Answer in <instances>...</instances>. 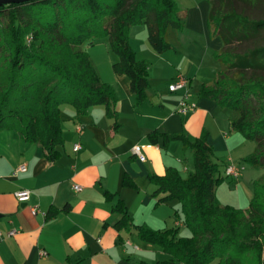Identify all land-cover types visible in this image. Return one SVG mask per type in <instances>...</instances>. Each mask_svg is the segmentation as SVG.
<instances>
[{
  "label": "crops",
  "instance_id": "crops-1",
  "mask_svg": "<svg viewBox=\"0 0 264 264\" xmlns=\"http://www.w3.org/2000/svg\"><path fill=\"white\" fill-rule=\"evenodd\" d=\"M194 1L191 7L180 5L182 28L169 30L173 48L166 53L153 50L144 23L130 28L136 60L148 63L150 85L141 102L129 77L114 72L119 58L108 49L109 43L103 42V50L84 46L100 80L114 89L117 115L110 117L104 105H94L78 116L74 107L62 105L64 144L58 147V159L49 160L40 144L26 143L17 131L0 133V264H156L168 259L134 227L119 226L123 213L116 210L121 204L136 226L174 228L178 236L190 237L182 235L187 228L179 200L160 201L163 195L156 194L150 180L168 168L178 170L182 178L195 169L194 151L181 139L166 140L167 134L190 141L205 134L222 176L231 181L218 186L216 196L223 186L221 196H237L235 208L249 207L264 165L245 162L257 144L233 128L238 112L199 95L201 86L212 85L224 69L215 58L224 41L210 31L211 0ZM180 74L188 79V87L170 91ZM186 92L197 108L181 114L179 101ZM135 145L143 146L144 161L133 154ZM232 164L244 167L237 178L224 174ZM21 165L25 172L18 170ZM75 185L81 189L75 190ZM22 189L30 191L27 202L16 198ZM33 207L39 210L36 215ZM13 229L17 233L7 235Z\"/></svg>",
  "mask_w": 264,
  "mask_h": 264
},
{
  "label": "trees",
  "instance_id": "trees-1",
  "mask_svg": "<svg viewBox=\"0 0 264 264\" xmlns=\"http://www.w3.org/2000/svg\"><path fill=\"white\" fill-rule=\"evenodd\" d=\"M259 4L264 0H211L208 24L224 41L215 58L225 69L212 85H202L199 95L238 112L233 128L257 144L245 162L264 165V18L246 13ZM178 13L176 0H32L0 6V133L17 131L26 143L40 144L49 160L58 159L64 144L62 105L74 107L78 116L94 105L117 115L113 87L100 80L82 46L108 38L119 58L114 72L129 77L141 102L150 85L148 63L136 60L130 28L144 23L151 47L162 54L172 48L169 30L182 28ZM165 138L181 139L194 151L195 169L182 178L168 168L150 180L163 195L160 201L179 200L191 236L136 226L121 204L118 225L134 227L169 256L156 264H264V203L258 189L246 209L222 204L216 189L225 177L206 135L195 141L174 134Z\"/></svg>",
  "mask_w": 264,
  "mask_h": 264
},
{
  "label": "built area",
  "instance_id": "built-area-1",
  "mask_svg": "<svg viewBox=\"0 0 264 264\" xmlns=\"http://www.w3.org/2000/svg\"><path fill=\"white\" fill-rule=\"evenodd\" d=\"M188 87V79L184 76V75H178L176 76V78L174 79V81L169 85V90L170 91H177V90H183L186 89ZM197 108V104L193 101H191L190 99V95L188 94V92H186L182 99L179 101V109L178 112L181 114H185L189 111H193ZM79 148V145H75L74 146V150L76 151ZM142 145H135L133 147V154L136 155L141 161L145 160V156L142 152ZM244 167L241 165H228L225 168V176L226 177H234L237 178L240 176V174L242 173ZM21 172H25L26 171V166L25 165H21L18 169ZM75 190H80L81 186L79 185H75L74 186ZM16 198L18 199L19 202H27L30 198V191L26 190V189H22L19 190L15 193ZM38 208L37 207H33L31 209V212L33 215H36L38 213ZM17 233V231L15 229L10 230L7 235H15ZM3 236V233L0 231V237ZM42 256H46L47 252L46 251H42L41 252Z\"/></svg>",
  "mask_w": 264,
  "mask_h": 264
},
{
  "label": "rangeland",
  "instance_id": "rangeland-1",
  "mask_svg": "<svg viewBox=\"0 0 264 264\" xmlns=\"http://www.w3.org/2000/svg\"><path fill=\"white\" fill-rule=\"evenodd\" d=\"M177 2H178V4H179V7H181L180 5H182V6H184V7H191V6H193V5H195L196 4V1H194V0H176ZM245 10H247V8L245 9ZM249 11H247L246 13L250 16V17H252V18H264V6H262V4H259L258 6H256V7H254L253 9L252 8H249L248 9ZM142 25V24H141ZM102 39H104V38H102ZM31 40V38H28V42ZM107 40H109V39H104L103 41L102 40H100V39H98V40H96L93 44V50H103V48H104V46H105V43H109V41H107ZM101 41H102V43H101ZM103 42H105V43H103ZM100 45H103V47H101ZM110 45V44H109ZM108 45V49H111L110 48V46ZM250 46H252L251 44H249ZM85 46L89 49V47L91 46V45H89V44H85ZM245 47V46H244ZM77 48V47H76ZM82 48H84V45L82 46ZM172 48H173V46H172ZM171 48V49H172ZM87 49V50H88ZM170 49V50H171ZM242 49V48H241ZM169 51V50H168ZM168 51H166V52H168ZM166 52H164V53H166ZM224 69H225V67H224ZM169 77H167V79H168ZM68 106V105H67ZM70 106V105H69ZM262 163H264V160L262 161ZM250 166H252V165H250ZM231 181H230V179H228V178H225L223 181H222V183L219 185V186H221V185H225V184H231L230 183ZM221 187L220 189H219V193H218V199L220 200V201H223L224 203H226V204H228V205H231V206H233V207H236V204H237V196H232V194H231V196H230V194H229V196H221L222 195V193H223V188L224 187ZM256 189H258V193H259V197H258V200L260 201V202H262V203H264V177H262V180L260 181V183H258V185H257V188ZM229 201V202H228ZM185 228H187V227H185ZM182 235L183 236H191V231H190V229H184L183 230V233H182ZM263 263H264V251H263ZM249 264H254L253 262H250Z\"/></svg>",
  "mask_w": 264,
  "mask_h": 264
},
{
  "label": "water",
  "instance_id": "water-1",
  "mask_svg": "<svg viewBox=\"0 0 264 264\" xmlns=\"http://www.w3.org/2000/svg\"><path fill=\"white\" fill-rule=\"evenodd\" d=\"M29 1L32 0H0V6L9 5V4H21Z\"/></svg>",
  "mask_w": 264,
  "mask_h": 264
}]
</instances>
